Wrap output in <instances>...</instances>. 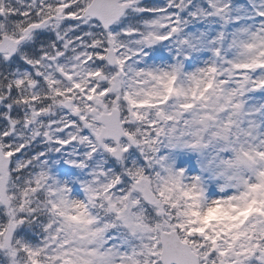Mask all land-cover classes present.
Wrapping results in <instances>:
<instances>
[{"label":"snow or ice","instance_id":"obj_1","mask_svg":"<svg viewBox=\"0 0 264 264\" xmlns=\"http://www.w3.org/2000/svg\"><path fill=\"white\" fill-rule=\"evenodd\" d=\"M0 264H264V0H0Z\"/></svg>","mask_w":264,"mask_h":264}]
</instances>
